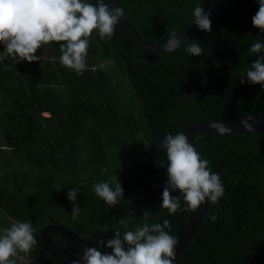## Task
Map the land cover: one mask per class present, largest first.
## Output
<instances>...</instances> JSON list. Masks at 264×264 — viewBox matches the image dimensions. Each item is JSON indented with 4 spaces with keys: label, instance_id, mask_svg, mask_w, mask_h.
I'll return each mask as SVG.
<instances>
[{
    "label": "trees",
    "instance_id": "1",
    "mask_svg": "<svg viewBox=\"0 0 264 264\" xmlns=\"http://www.w3.org/2000/svg\"><path fill=\"white\" fill-rule=\"evenodd\" d=\"M116 1L143 39L159 43L209 0ZM258 7V0H229L210 19V32L198 30L164 53L137 48L118 25L110 40L93 31L82 74L61 65L56 42L38 49L41 58L32 63L0 50V235L29 222L37 241L12 257L15 264H71L40 246L38 231L49 222L67 225L102 253L111 249L98 242L114 238L117 229L123 236L167 219L165 231L175 237L190 210L179 191L171 195L181 196L182 211L170 215L160 206L165 187L148 180L143 158L157 139L196 122L264 111V88L246 77L264 55L250 51L255 42L264 44V32L252 24ZM193 43L203 49L200 56L186 52ZM194 142L219 174L224 195L209 203L176 264H264V130L200 132ZM167 166L162 146L149 172L166 182ZM102 182L113 190L121 184L117 205L96 196L93 186ZM69 189L78 191L76 220ZM126 215L133 217L128 229L118 223ZM50 236L81 256L63 236Z\"/></svg>",
    "mask_w": 264,
    "mask_h": 264
},
{
    "label": "clouds",
    "instance_id": "2",
    "mask_svg": "<svg viewBox=\"0 0 264 264\" xmlns=\"http://www.w3.org/2000/svg\"><path fill=\"white\" fill-rule=\"evenodd\" d=\"M258 11L252 17L254 27L264 32V0H258ZM124 16V10L96 0V4L88 0H0V44L9 56L29 63L40 60L36 55L38 49L51 42L59 44L62 53V66L82 74L86 69L89 37L98 31L99 38L110 40L115 34L118 21ZM194 23L202 31H211L210 13L197 6L193 11ZM177 34L168 35L167 47L176 46L179 41ZM203 49L193 43L186 48L190 56H200ZM254 54L264 53V44L255 42L250 46ZM247 81L264 88V55H260L246 73ZM241 84L245 81L240 80ZM244 127L251 130V125L243 122ZM220 133L229 129L223 125L216 126ZM168 160L166 186L162 193L161 207L175 214L181 209V196L171 193L179 191L187 210H196L206 201L211 204L218 202L224 195V187L218 173L208 167L209 161L201 159L200 154L189 143L184 133L175 136L167 134L163 140ZM163 167V161H161ZM96 196L108 205L115 206L123 197V188L117 183L113 190L109 183L102 182L93 186ZM77 189H69L67 198L73 202L71 218L78 219L80 207L76 204ZM149 211L143 216L147 219ZM132 216L126 215L119 224L128 229ZM212 221L216 216L210 217ZM170 221L163 224L145 223L137 226L134 231H125L123 236L119 229L115 237L105 241L101 239L99 246H106L111 253H102L99 247L87 248L82 259L72 264H173L175 249L178 244L176 237L169 235ZM35 229L29 222H16L3 230L0 235V264H15L12 257L18 252L28 253L37 243L33 235Z\"/></svg>",
    "mask_w": 264,
    "mask_h": 264
},
{
    "label": "water",
    "instance_id": "3",
    "mask_svg": "<svg viewBox=\"0 0 264 264\" xmlns=\"http://www.w3.org/2000/svg\"><path fill=\"white\" fill-rule=\"evenodd\" d=\"M229 0H209L204 6L205 12H209L211 19ZM104 3L111 4L114 7H120L116 0H103ZM121 8V7H120ZM194 16L177 32L176 39L179 41V44L176 46L167 47L168 39L154 43L143 39L139 33L136 31L133 24L128 19L127 15L124 12V16L118 21L119 28L126 35L127 39L137 48L149 52V53H164L169 50H173L184 43L187 39H189L193 34H195L199 29V27L194 23ZM243 122H247L251 125V130L244 127ZM223 125L229 129L226 133H220L216 130V126ZM264 130V111L259 112H251V113H243L234 116L221 117L211 120L199 121L194 124L189 125L183 133L188 138L189 143L195 148V136L200 132H205L209 134L215 135H223L227 133H243L247 131H262ZM172 136L175 134L171 133ZM166 135L157 139L154 144L150 147L148 152L145 154L143 158V165L146 177L148 180L155 186L165 187L166 182H160L155 180L150 172H149V162L151 157L158 151L159 148L163 146V140ZM197 151V150H196ZM209 203L206 201L203 205H201L196 210H190L185 219L183 220L181 226L179 227L175 237L178 240V244L175 249V259L173 264H176L185 245L188 240L194 233L195 229L201 222L203 216L205 215ZM57 233L70 244H72L81 254V256L73 253L72 251L66 249L65 247L59 245L51 238V234ZM38 240L40 246L45 249L50 255H54L62 258L63 260L72 264V262L78 261L82 259V255L87 248L91 246L86 242V240L78 234L76 231L68 227L67 225L60 222H49L43 225L38 231Z\"/></svg>",
    "mask_w": 264,
    "mask_h": 264
},
{
    "label": "rangeland",
    "instance_id": "4",
    "mask_svg": "<svg viewBox=\"0 0 264 264\" xmlns=\"http://www.w3.org/2000/svg\"><path fill=\"white\" fill-rule=\"evenodd\" d=\"M1 49H2V51H3V49H4V45H3V46H2V45L0 46V50H1ZM1 53H2V52H1ZM1 55H2V54H1ZM105 65H106L108 71H112V70H113V67H112V65L109 64V62L106 61V62H105ZM4 173H5V168L0 166V174H4ZM19 256H20V255H19ZM14 257H15V256H14ZM18 258H19V260H21V261L23 260V258H22L21 256L18 257ZM24 261H25V260H24Z\"/></svg>",
    "mask_w": 264,
    "mask_h": 264
}]
</instances>
